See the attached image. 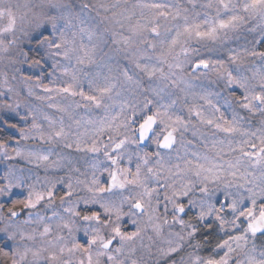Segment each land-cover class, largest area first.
<instances>
[{
	"label": "snow or ice",
	"instance_id": "snow-or-ice-1",
	"mask_svg": "<svg viewBox=\"0 0 264 264\" xmlns=\"http://www.w3.org/2000/svg\"><path fill=\"white\" fill-rule=\"evenodd\" d=\"M0 264H264V0H0Z\"/></svg>",
	"mask_w": 264,
	"mask_h": 264
}]
</instances>
